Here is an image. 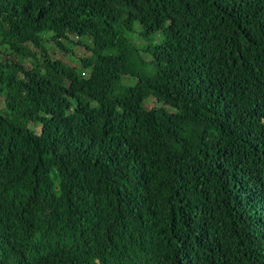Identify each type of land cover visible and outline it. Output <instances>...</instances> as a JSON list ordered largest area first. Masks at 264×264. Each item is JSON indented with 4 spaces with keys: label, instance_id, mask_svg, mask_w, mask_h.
<instances>
[{
    "label": "trees",
    "instance_id": "16d2710c",
    "mask_svg": "<svg viewBox=\"0 0 264 264\" xmlns=\"http://www.w3.org/2000/svg\"><path fill=\"white\" fill-rule=\"evenodd\" d=\"M0 101V264H264V0H0Z\"/></svg>",
    "mask_w": 264,
    "mask_h": 264
},
{
    "label": "rangeland",
    "instance_id": "374dc122",
    "mask_svg": "<svg viewBox=\"0 0 264 264\" xmlns=\"http://www.w3.org/2000/svg\"><path fill=\"white\" fill-rule=\"evenodd\" d=\"M72 40H77L78 37L75 36V35H71L70 36ZM135 40L139 43V45H141L143 43L140 35H137L135 37ZM148 42H150L148 40ZM47 48H48V51L50 53V55L52 56L53 59H58V60H62L66 63H69L71 66H76V67H79L78 65V60L80 58H84V57H88L89 56V53L87 51H85V48H83L82 46L80 45H77V46H71L70 43H67V49H71L72 53L71 54H68L66 52H63L59 49H57V47H55L51 42L48 41L47 43ZM144 58H147L146 55H144ZM85 75H87V72H85ZM136 81L135 79H128V80H123V84H126V85H131V84H134ZM154 101H151V106L153 105ZM4 105L3 103L0 101V108H3ZM29 128H31V126H29ZM37 130V129H36Z\"/></svg>",
    "mask_w": 264,
    "mask_h": 264
}]
</instances>
